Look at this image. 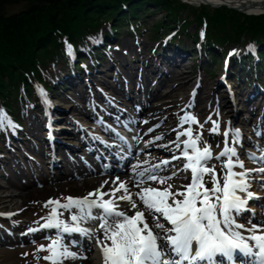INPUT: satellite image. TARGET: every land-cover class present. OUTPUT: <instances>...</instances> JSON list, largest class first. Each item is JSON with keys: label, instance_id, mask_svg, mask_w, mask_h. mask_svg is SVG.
I'll return each mask as SVG.
<instances>
[{"label": "snow or ice", "instance_id": "6c2138e0", "mask_svg": "<svg viewBox=\"0 0 264 264\" xmlns=\"http://www.w3.org/2000/svg\"><path fill=\"white\" fill-rule=\"evenodd\" d=\"M68 51L71 52V45H68ZM40 93L45 102L50 103L43 89H40ZM189 121L198 123L189 114L180 118L181 126ZM5 122L12 128L18 127L0 110V127ZM211 122L213 127L210 131L218 133L219 124ZM224 135L227 138L229 132L226 131ZM239 135V130H233L232 143H238ZM180 136L187 139L176 143L181 156H173L172 159L184 158L186 163L182 171L191 172V182L181 186L183 191H173V185L168 183L176 173L161 177L156 171L160 167L157 165L137 173L141 179L135 184L139 191L134 194L125 182L117 178L118 186L110 192H104L101 188L86 197H67L66 203L49 200L45 207H55L51 209L46 222L39 228L28 230H58L57 239L39 249L50 253L44 259L50 264H63L65 259L78 258V254L63 243V234L78 233L95 238L103 264H221L225 258L234 264L237 254L250 258L251 264H264V227L253 225L245 229L251 233L245 237L239 231L244 229V225L236 219L238 214L248 210V200L253 198V193L248 191L250 170H235L244 168L243 162L234 159L238 156L237 149L226 146L215 157L217 161L226 158L221 163V173L217 174L215 164L209 167V162L214 159L210 146H197L200 134L193 138L192 129L189 128L178 132L177 140ZM225 143L228 144L227 139ZM169 163V160L162 162L164 165ZM259 171L264 172V169ZM148 182L167 186L158 188L149 184L145 187ZM207 183H211L212 187H207ZM121 191L123 194L117 196L116 193ZM133 195L136 199H133ZM105 196L109 199H105ZM118 201H127L133 215L119 210ZM58 209L70 213L71 223L59 218L62 213ZM88 221H97L95 229L81 226Z\"/></svg>", "mask_w": 264, "mask_h": 264}, {"label": "trees", "instance_id": "16d2710c", "mask_svg": "<svg viewBox=\"0 0 264 264\" xmlns=\"http://www.w3.org/2000/svg\"><path fill=\"white\" fill-rule=\"evenodd\" d=\"M85 1L0 0V110L8 117L22 123L25 99L30 100L34 93L31 83L52 85L56 78L53 69L63 55L65 67L72 70L75 65L69 61L66 42L85 46L87 37L104 25L113 29L115 37L124 26L130 28L131 22L144 27L149 20L147 3L160 5L165 11L164 22L154 25L157 33L184 24L182 32L185 34L191 23L189 17L193 16L198 30L205 29L209 40L225 46L244 40L264 42V15L249 16L226 7L190 6L181 0ZM22 2H37V5L18 14L5 15L7 6ZM186 12L189 17L183 18L181 15ZM193 37L197 39L198 32ZM96 53L102 55L99 50ZM63 73L67 74L65 70ZM58 80L65 82L60 77Z\"/></svg>", "mask_w": 264, "mask_h": 264}, {"label": "rangeland", "instance_id": "374dc122", "mask_svg": "<svg viewBox=\"0 0 264 264\" xmlns=\"http://www.w3.org/2000/svg\"><path fill=\"white\" fill-rule=\"evenodd\" d=\"M88 2H91V1L88 0L87 3ZM147 4L149 5V12H148L149 20L146 23V25H147V28L150 29L149 27H153L157 23L162 24L164 22L165 19L163 17L165 15V11L160 7V5L156 7L155 5H150L149 3ZM33 5H37V2H22L19 4L9 5L6 7L5 15L11 16L14 14L21 13L23 11H26ZM88 5H91V3H89ZM243 13L245 14V12ZM67 15L68 13H65V16ZM188 15H189V12H186L185 14H182L181 16L184 18L186 16L189 17ZM68 17L70 16H67V18ZM189 19L191 23L188 27L187 32H189V34H193L196 32L198 28V24L195 21L196 20L195 17L192 16V17H189ZM147 39L149 40L150 38H147ZM184 43H185L186 48L191 49L192 43H191L190 38H188L187 41L185 40ZM184 43L182 44V47L184 46ZM155 46H156L155 43L149 42L146 39H142L141 37H140V40H132L131 38L127 37L125 34H122L119 46L116 47V49H112V54H113L112 62L106 61L105 64H103V66L101 67L103 72H99V74H96V72L94 71L93 74L89 75L85 79L86 85L85 84L80 85L77 90H72L71 94H69V91L64 92L61 100L57 101L58 109L62 108L64 110H67L70 116H77L80 114L78 110H75L74 107L76 106H79V107L85 106V107H88L89 109V105L86 104V101H84V97L83 98L80 97V94L85 93L86 99L88 102V97L90 96L91 98V93H93L95 97L97 96L98 91L96 90V87H97V83H99L101 85L103 84L105 89L106 90L108 89L109 94L115 99H117L121 103V105L124 106V108H126L129 111V113H131L134 116V118L138 120L139 118L137 116V113L131 111L129 108V105L131 104L128 102L127 103L123 102L125 104L123 105L121 102L122 98L121 96L117 95V92L115 89H118V88H121V90L128 89L129 94L127 95L133 96L134 98L133 101L138 99L139 97L140 98L143 97L142 101L148 103L152 88H154L155 83L156 81H158V79H155L154 78L155 76L153 77L154 79L149 78L152 75L145 77L146 79H144V77L140 78L138 76H131L124 68H122L123 66L122 58L125 59L126 57V59L131 64V66L136 69L143 68V67L145 68L146 65L144 64H152L158 58V56H153L154 54L151 53V50H150L151 47H155ZM190 57L188 56L185 59L179 58L178 59L179 66L177 67L169 66L166 68L165 72L169 74L174 71L175 72L177 71L180 73H184L188 71V68L186 66H189L191 63ZM117 69H119L120 72H118ZM149 71L150 70L148 69L147 73H149ZM222 71L217 70V73H213L214 76L212 77V79H210L208 74H205L203 76L205 79V84H204V96L205 97L207 93L211 94L212 90H214V88L216 87L217 82H218V76L221 74ZM232 79H230V81H232ZM234 79L232 81V85L234 87L233 92L235 94V102L239 103L236 110H239V112L242 111L237 123L240 125L241 124L243 125V123H247L248 121H251V124L249 126L250 129H252V127L263 128L262 124L264 122L263 120L264 116L262 115L263 114L262 111L264 109V103L259 102L256 105V107L246 104L249 97L245 93L244 88L247 85L240 86V82L236 80L234 81ZM183 82L186 84L185 86H182V87L180 86L181 89L179 88V91H174L173 93L170 92L173 88H176V85L182 84ZM194 83H195V78L192 77L188 81L180 80L176 83L172 82L170 86L159 84L158 86L160 90L158 92L160 94H164V96H161L160 99H158V101H156L153 105L154 106L158 105L162 101L172 102L173 105L171 106V109H170L171 112L181 111V114H183L184 109H186L187 106H189L188 94H189L190 88L193 86ZM209 83H210V87H209ZM109 85L110 86L113 85L112 88H110ZM140 87H142L143 93L139 92ZM168 92L171 93L169 97L165 96V94ZM96 100L100 102L97 98ZM211 100H212L211 98L208 100L209 105L212 102ZM65 102L67 103V105L64 104ZM157 113L159 114V117L162 116L163 114V112L160 110L157 111ZM211 113L212 112H208L207 114L202 115V117L200 118V125L195 126V128H197V130L199 131L200 135H203L205 133V130H203V128L207 129V134L212 133L210 130L212 129L213 124L212 122L208 123L207 121L210 118ZM186 114H189L191 116H198L199 110L194 109V108H189V110L186 111ZM223 124H224V121L222 122V127H223ZM44 126L45 125L43 121V114H40L33 120L27 122L26 130H25V133L23 134L24 136H26L23 141L25 145L22 148H20L18 147V141H15V144L17 145L14 144L17 148H19L17 150L19 153V157L11 153L9 155V152L11 151H9L8 148H3L4 150H6L5 155H8V157L5 156L1 158L0 156V208L1 209L11 210V208H13L12 206L10 207L8 204L1 203L3 202L2 201L3 196H5L8 192L9 193L14 192V194L18 193V190L9 184L8 180H10L11 178L16 180L15 184H17L19 187H23L24 183L32 184V181H34L36 178L34 177L33 179L34 174L31 173L32 172L31 169H33V171L36 170L39 173V177L41 180L42 179L45 180L47 178V180H45L44 182L48 184H54V182L51 179H53L56 176H59L62 172L69 171L71 169V166H73L71 155L73 157L75 156V159L77 160H79V158L76 157L78 154L79 156H82V157L86 156L87 151L81 152L80 150L79 151L75 150L76 148H74V146L78 147L79 144L77 142H74L75 140L73 137H69V136L62 137L63 141L66 144H70V145L69 146L61 145L63 147V149L59 152L61 153L60 155L61 158L59 156L57 157V154L54 155L53 151L51 150L48 151V154L51 157L43 156L42 153L40 152V149H41L43 142L45 141ZM176 127L174 125H171L170 128L172 130H175ZM207 134L205 136L203 135L204 137L203 139L200 138L201 143L204 144V143L212 142L210 140V136H208ZM220 142H221V139L219 138V143ZM158 145H161V144H158ZM5 146L6 145H4V147ZM33 146H35L34 148L39 151L38 156L35 154L33 155L38 157L37 159L39 161V164L42 165L45 169L44 172L41 171L36 166L37 164L34 165L35 163L33 162L32 164H30L29 159L26 156V153H29L32 150L34 151V148L30 150ZM73 151L77 152L78 154L73 153ZM63 154L65 155L67 154L68 157L66 158V156H64ZM54 158L57 161V168H54L52 164L50 163V161L54 160ZM79 162L81 165L84 166V164L80 160ZM61 166H63V169ZM62 182L64 181L62 180V181H59L58 183L62 184ZM43 185L45 184L43 183ZM80 194H82L80 196H83L86 193H80ZM67 197H73V196H69L68 188H66V190L61 189L58 193L50 195V198L47 200L40 201V202L34 200L27 205H24V206L19 205V207H21L20 210L22 209L24 211V216L26 217L24 220L21 221V223L22 224L29 223L30 225H32L33 223L40 222L42 219L47 218V213L50 207V206L45 207V204L47 201L57 200V199L67 200L66 199ZM42 242L35 243V244H26V245L23 244V246L18 245V246H12V247H5L3 245H0V264H50L49 261H46L44 259V257L48 255V251L39 250L40 247L44 244Z\"/></svg>", "mask_w": 264, "mask_h": 264}, {"label": "bare ground", "instance_id": "6f19581e", "mask_svg": "<svg viewBox=\"0 0 264 264\" xmlns=\"http://www.w3.org/2000/svg\"><path fill=\"white\" fill-rule=\"evenodd\" d=\"M187 2H191V3H213V4H227L230 6H235V7H242L243 5H247L249 11H251L250 13H259L261 12L264 8H263V4H264V0H185ZM256 2L259 4V6L257 7H253L250 4ZM77 47V46H76ZM79 49H81L82 47H77ZM60 59V56H59ZM123 67H125L128 70V73L131 76H138L140 78L146 79L145 77L152 75L149 78H154L158 79V81H156L154 88H152V93H151V99L150 101L145 104L143 102H141V98L139 97L138 99L133 101V98L129 97L127 94H129L128 89H124L121 90V88L116 89L117 94L118 95H122V104L125 105L123 102H128L131 105L129 106L130 110L133 112L137 113L138 116V126L140 127V131L138 132V134H136V141L137 140H141L144 141L145 138H148L151 143L149 144V149L152 150H142L141 152H132V155H130V157L126 158V160L123 161V167H126V172H124V175H109L107 173V170L104 167H99V169H93L91 167H84L82 166L80 163L76 162V160L73 162V166H71V169L69 171L64 172V174H60L59 176L54 177L53 179H51L54 184H48L46 182H44L45 180H41V179H36L34 181H32V184H28V183H24L23 187H19L17 184H15V179L11 178L9 181V184L12 187H15L18 190V193H7L5 196H3L2 204H8L10 207L12 206L13 208H11L10 211H14V210H19L21 207H19V205L24 206L27 205L29 203H31L32 201H44L50 198V195L56 194L58 193L61 189L62 190H66V188H68L69 190V196H78L80 193H90L93 192L94 190L97 189H101L104 192H110L113 188L118 186V181L117 178H119V181L125 182L129 191L131 193H136L139 191V189L137 187H135V184L137 183L138 180L141 179V177H139L137 175V173L140 172V169L142 167H144V169H153L150 167V165L153 164V162H159L162 159H165L166 156H172L174 151H177V155L181 154L180 150L176 148V136L178 134V132H182V130L179 131H173L171 130V124H178V116L180 114H178L177 112H171V106L173 105L172 102H166V101H162L161 103H159L158 105L154 106L153 103L154 101H158V99H160L161 96H164V94H160L158 92V86L156 85H166V86H170L172 82H178L180 80L182 81H188L192 78L191 74H188L187 76L184 73H180V72H171L169 74H167L166 72H163L161 70H159L157 67H155L152 64H144L146 65L145 68L143 67L142 69H136L134 67H132L129 63V61L127 59H123ZM170 63L174 66L177 67L179 66V61H174L171 60ZM58 66V64L55 65L53 71L55 70V68ZM148 69L150 70L149 73H147ZM73 77L72 73H70L68 76H66L63 80L68 81ZM153 78V79H154ZM79 83V81H78ZM186 83H182L179 85H176V88H173L170 92L173 93L174 91H179V88L181 89L182 86H185ZM181 86V87H180ZM142 88H140L139 92H141ZM158 92V93H157ZM170 92L166 93L165 96H168L171 94ZM250 96V95H249ZM80 97L83 98L84 97V101H86V104H88L87 99H86V94L85 93H81ZM212 102L209 105L208 111L207 112H212V110L217 107L218 109H220L223 112H227L232 113V114H236L240 113L239 110H233V104L229 101V100H224V101H220L219 104H216L213 100H211ZM216 104V106H215ZM89 105V104H88ZM75 110H78L80 112V115L82 114H87L89 112L88 107L85 106H76L74 107ZM162 111L163 114L162 116L159 117V114L157 113V111ZM170 110V111H169ZM169 111V112H168ZM58 113H63V112H59ZM167 112V113H165ZM57 113V114H58ZM165 113V114H164ZM185 113V111L183 112ZM54 116V115H53ZM158 117V118H157ZM58 118V117H57ZM127 122L129 121V119L126 120ZM117 122V120H116ZM118 123V122H117ZM180 123V121H179ZM191 126V125H190ZM56 127L59 129L57 131H54V133H59V135H65V136H74L76 137V135L79 134H74V133H80V131H76L73 130L72 131H68L65 130L66 128H75L70 124L67 125H62V123H57ZM186 129H189V125L185 126ZM192 129V133L194 134H199V131L197 130V128L195 129L194 127H190ZM105 130V128H102ZM195 129V132H194ZM81 130V129H79ZM255 132L256 133H264L262 131L261 128H255ZM135 133V132H134ZM109 135L111 137H117L120 138L118 134H116L115 132H110ZM157 137H160V139H157ZM203 137V136H202ZM77 138V137H76ZM79 139V138H77ZM121 139V138H120ZM24 140V139H23ZM22 140V141H23ZM81 140V139H79ZM175 140V141H174ZM218 141L217 137H212L211 136V141ZM163 142H168L169 146L166 147H161L158 148L156 145L159 143H163ZM82 145H84V147H86L85 141L81 142ZM21 145V144H20ZM23 146L25 145V143L22 144ZM49 143L44 141L40 152L42 153L43 156H48V151L51 150L53 151V153L58 154L63 147L59 144L56 143L54 145V149H52L51 147H49ZM81 146V145H79ZM127 146V144H126ZM184 145H181V148H183ZM35 146H33L30 150H32ZM128 148V146H127ZM112 149H114V147H112ZM111 150V149H108ZM58 152V153H57ZM31 154H35V155H39V151L37 149L34 148V151L32 150L31 152H29ZM73 153H76L75 151H73ZM176 155V156H177ZM178 155V156H179ZM255 154L252 155H244L242 156V158L239 160L237 157L234 159H238L239 161L243 162L244 164V168L240 169V168H236V171H245L247 170V164H249V160H251V158L254 157ZM77 157H79V155H77ZM80 160L83 162L84 159L79 157ZM250 158V159H249ZM185 159L181 157V159H175L174 161L170 162L168 165H164L162 164L158 169H156L157 173L159 176L161 177H169L172 176L173 173H176L173 171V169H176L178 167H176L175 165L178 164L179 162H185ZM132 163L131 166H129ZM221 163L222 160H212L209 162V167H211L213 164L216 165V172L217 174L221 173ZM55 164V163H54ZM246 167V168H245ZM144 170V171H145ZM191 172L190 170L185 172V171H181V173H176L175 176L172 177V179H170L168 181V183L172 184L173 187L174 186H178L179 190H184L181 186L182 185H187L191 182ZM147 175V173H146ZM251 177H255V175H253V172L249 171V175H248V179H250ZM64 181L62 182V184H59V181ZM205 180H208V177H205ZM43 183L45 185H43ZM149 184H151V186L153 187H158V188H163L166 187L167 185H159L156 184L155 182H148L147 184H145L144 186L147 187ZM207 187L211 188L212 184L211 183H207L206 185ZM251 185L249 184V187ZM255 188V187H254ZM251 189V190H254ZM264 192H259L258 194L262 195ZM123 192H117L116 195H122ZM242 196H245L243 193H241ZM105 199L106 196H105ZM133 199H136L135 195H133ZM262 200V198H261ZM119 204V209H123L126 210L128 209V202L127 201H120L117 202ZM127 203V204H126ZM137 203L139 204V201L137 200ZM124 205L127 207L125 208ZM257 205L255 206V208H257ZM16 207V208H15ZM1 209V208H0ZM262 210V209H261ZM130 213H133V210L130 208ZM259 213V212H258ZM260 213H262V211H260ZM145 215L147 216V213H145ZM238 218V215L236 216V219ZM249 218V217H248ZM254 219H256L257 224L259 225L260 223V218H258V214L254 215ZM94 222V225L96 226L97 221H92ZM261 222H264V216L261 218ZM149 223L151 224V221H149ZM89 226L94 227L93 224H89ZM94 229V228H93ZM240 231V229H239ZM245 234H248V232H245ZM5 234V235H4ZM4 234H0V245H3L5 247H12V246H18L20 243H22L20 246H23V244H29V242L32 240V238L28 235H22L19 236L18 238L16 235H14L13 238H11V236L7 235L6 232H4ZM251 234V233H250ZM96 235H100L99 233H96ZM37 236L39 237H35V243L38 242V240H40V238H43L44 235H40L38 234ZM95 241V238L92 237ZM102 238V237H101ZM74 240V238H72V241ZM47 242V240L45 241V243ZM75 244H72L71 246V251L75 252L78 254V258L76 259H65L63 261V264H103V258H102V253L100 251V248H98L96 254H95V250L94 247L92 245V243L90 242V240L88 238H75ZM96 242V241H95Z\"/></svg>", "mask_w": 264, "mask_h": 264}, {"label": "water", "instance_id": "95a60500", "mask_svg": "<svg viewBox=\"0 0 264 264\" xmlns=\"http://www.w3.org/2000/svg\"><path fill=\"white\" fill-rule=\"evenodd\" d=\"M206 4H209V5L212 6V7L227 6V7H229L230 9L238 10V11H241V12H246L247 10H249L247 5H243L241 8H237V7H235V6H230V5H227V4H213V3H209V2H207ZM250 5L253 6V7H257V6H259V4L256 3V2H253V3H251ZM262 6H263V8H264V4H263ZM250 12H251V11H250ZM262 12H264V9L262 10Z\"/></svg>", "mask_w": 264, "mask_h": 264}]
</instances>
